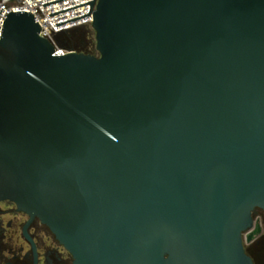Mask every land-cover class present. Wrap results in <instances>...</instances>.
I'll return each instance as SVG.
<instances>
[{"label": "water", "instance_id": "obj_1", "mask_svg": "<svg viewBox=\"0 0 264 264\" xmlns=\"http://www.w3.org/2000/svg\"><path fill=\"white\" fill-rule=\"evenodd\" d=\"M91 27L97 55H57L30 12L6 18L0 203L74 264H253L264 0H97Z\"/></svg>", "mask_w": 264, "mask_h": 264}, {"label": "flooded vegetation", "instance_id": "obj_2", "mask_svg": "<svg viewBox=\"0 0 264 264\" xmlns=\"http://www.w3.org/2000/svg\"><path fill=\"white\" fill-rule=\"evenodd\" d=\"M251 241L243 237L245 253L253 264H264V211L257 209ZM259 227V229H258ZM0 264H74V260L40 220L17 210L11 202L0 203Z\"/></svg>", "mask_w": 264, "mask_h": 264}, {"label": "built area", "instance_id": "obj_3", "mask_svg": "<svg viewBox=\"0 0 264 264\" xmlns=\"http://www.w3.org/2000/svg\"><path fill=\"white\" fill-rule=\"evenodd\" d=\"M58 0H0V40L2 37L3 26L6 18L11 13L30 12L35 19V22L40 28L39 35L43 38L48 39L57 47V55H61L67 52L65 49H59V46L55 42V38L58 35L68 33L74 29L82 26L91 25L93 19V10L97 0H94L95 5L82 6L67 12H63L54 16L51 14L70 9L85 3L92 2L93 0H64L46 7L43 5L55 2ZM91 8V10H90ZM90 11V13H89ZM89 13V15H87ZM87 15V16H84ZM84 16V17H81ZM81 17V18H78ZM68 23L56 26V24L72 20ZM258 218L255 219L254 223L257 224Z\"/></svg>", "mask_w": 264, "mask_h": 264}, {"label": "rangeland", "instance_id": "obj_4", "mask_svg": "<svg viewBox=\"0 0 264 264\" xmlns=\"http://www.w3.org/2000/svg\"><path fill=\"white\" fill-rule=\"evenodd\" d=\"M57 43L59 45L63 44L62 46L67 48L68 51L72 50L77 52H79V49H77L78 46L86 43V48L84 50L90 55H97L95 32L91 25L85 26L82 32L60 39V42L58 41Z\"/></svg>", "mask_w": 264, "mask_h": 264}, {"label": "trees", "instance_id": "obj_5", "mask_svg": "<svg viewBox=\"0 0 264 264\" xmlns=\"http://www.w3.org/2000/svg\"><path fill=\"white\" fill-rule=\"evenodd\" d=\"M84 27H85V26H82V27H79V28H77V29H74V30H72V31H70V32H68V33H64V34H61V35L56 36V38H55V42H56V44H57L60 48L67 50V48H64V47L62 46L63 44L59 45L57 42H58V41L60 42V39H62V38H64V37H69V36H71L72 34H76V33H78V32H82V31L84 30ZM75 48H76V47H75ZM85 48H86V43H83V44H81L80 46H78L77 49H79V53L88 54V52H86V51L84 50Z\"/></svg>", "mask_w": 264, "mask_h": 264}]
</instances>
